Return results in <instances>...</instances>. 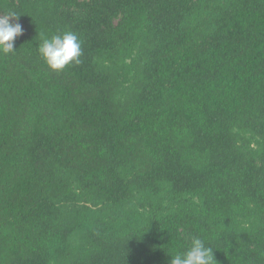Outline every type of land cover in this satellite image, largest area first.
Here are the masks:
<instances>
[{"label": "trees", "instance_id": "1", "mask_svg": "<svg viewBox=\"0 0 264 264\" xmlns=\"http://www.w3.org/2000/svg\"><path fill=\"white\" fill-rule=\"evenodd\" d=\"M0 264H264V0H0ZM16 22V21H13ZM82 41L51 70L41 34Z\"/></svg>", "mask_w": 264, "mask_h": 264}, {"label": "clouds", "instance_id": "2", "mask_svg": "<svg viewBox=\"0 0 264 264\" xmlns=\"http://www.w3.org/2000/svg\"><path fill=\"white\" fill-rule=\"evenodd\" d=\"M19 17L14 11L0 14V55L15 53V39L23 35ZM38 52L51 70L61 71L69 64L81 62L82 41L78 34L71 30H64L51 37L41 34ZM215 261L213 248L207 246L202 238L194 236L190 237L186 250L171 255L170 264H214Z\"/></svg>", "mask_w": 264, "mask_h": 264}]
</instances>
